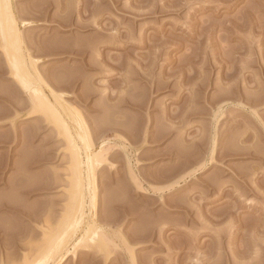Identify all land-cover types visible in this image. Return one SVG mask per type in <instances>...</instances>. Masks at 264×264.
I'll use <instances>...</instances> for the list:
<instances>
[{"label": "rangeland", "instance_id": "obj_1", "mask_svg": "<svg viewBox=\"0 0 264 264\" xmlns=\"http://www.w3.org/2000/svg\"><path fill=\"white\" fill-rule=\"evenodd\" d=\"M9 8L27 72L0 34V264H264V0Z\"/></svg>", "mask_w": 264, "mask_h": 264}, {"label": "bare ground", "instance_id": "obj_2", "mask_svg": "<svg viewBox=\"0 0 264 264\" xmlns=\"http://www.w3.org/2000/svg\"><path fill=\"white\" fill-rule=\"evenodd\" d=\"M4 7H6V8H4ZM0 9H1L0 10V14L1 13L3 14V15L1 14L2 17L0 18V32H1L0 34H2L1 35L2 38H5L6 41H7V47H8V50H9V55L12 58V59L11 58H9V59H11L12 61L15 60L14 64L12 63L13 64V68L16 69V71H15L16 73L15 74H17V77L18 76L21 77V76H24L25 75V72H27L26 71L27 68H26V63L23 60V53H22V51H20L21 50V46H20V42H21L20 41V36H19L18 30L15 27L14 14L10 10V8H9V0H0ZM26 76L28 77V73H27ZM21 78H22L21 80L23 82V79L24 78L23 77H21ZM25 82H26V80H25ZM28 97H29V102L31 103V105L33 107H36V105H37V107H40L41 109L46 110L48 113L53 114L52 117H56V120H59L60 119L59 117L56 116L57 113H56L53 105L50 103V101L47 99V97L45 96V94L40 89L39 90H37V89H31V92L29 93ZM108 150H105L103 147H101L99 149V151L97 152V154L95 155V157L93 156L94 157V160H100L103 156L107 155L106 153L108 152ZM74 154L77 156V157L75 156V158H77V159H75V161L77 160L75 162V164L78 165V164H80V163H78L79 157H78V155L76 153H74ZM73 157H71L72 160H73ZM93 157L90 158V161H91V162H89L90 164L93 161ZM77 165H74V168ZM91 167H92V164L90 165L89 168H91ZM77 168L79 170L80 169V165L77 166ZM78 170H77V173H78ZM78 174H80V173H78ZM76 209H78L77 210L78 211V216H81V211H82L81 205L79 206V208H76ZM90 232H95L94 234L98 237V239H102V240L105 241L104 234L102 232H99L98 229H97V227H95L93 225H91L89 228H87V233L84 235V239H86L88 237V234L90 235ZM68 246H69V244L67 243L66 240L65 241H62V239L59 238L57 240V242L55 243V249L54 250L62 251L64 249H66ZM77 246H79V243L77 244ZM77 246L74 247V248H78ZM63 258H65V257L62 256L60 258V260L56 264H58L61 261H63L64 260Z\"/></svg>", "mask_w": 264, "mask_h": 264}]
</instances>
